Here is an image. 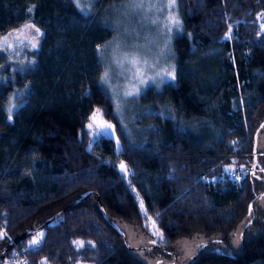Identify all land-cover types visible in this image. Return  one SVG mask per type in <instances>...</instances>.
<instances>
[{"label": "trees", "instance_id": "1", "mask_svg": "<svg viewBox=\"0 0 264 264\" xmlns=\"http://www.w3.org/2000/svg\"><path fill=\"white\" fill-rule=\"evenodd\" d=\"M93 1L0 0V36L42 33L23 65L1 70L0 54V264H145L120 223H151L163 250L195 234L227 245L243 224L237 253L188 264H264V0H176L175 79L127 118L102 82L104 11L122 0ZM94 110L114 137L91 135Z\"/></svg>", "mask_w": 264, "mask_h": 264}, {"label": "rangeland", "instance_id": "2", "mask_svg": "<svg viewBox=\"0 0 264 264\" xmlns=\"http://www.w3.org/2000/svg\"><path fill=\"white\" fill-rule=\"evenodd\" d=\"M93 2V0H79V6L84 11H89ZM144 3L146 7L143 9H131L127 6L128 0H122L104 11V17L115 29V33L101 49L104 74L108 72L107 80L105 81L102 78V82L116 107L115 112L119 109L117 112H120L126 118L130 115V101L148 86L161 85L172 80L165 75V72L174 70L170 45L172 35L179 29L180 23L178 26L172 24L169 17L178 18L176 0L173 7H169L172 0H144ZM26 24L0 36V39L10 32L15 34V32L23 29ZM25 35L28 39H24L23 43L13 40L12 48L0 49V54L5 57L1 70L8 64L23 65L26 58L25 53L38 47L42 35L41 31L37 34L34 29H29ZM33 36H35V48L29 42ZM117 45H119L118 49H116ZM114 49H116L115 55L113 53ZM125 56L128 57L127 60L124 59ZM133 57H136L140 63L135 66L132 65L129 61ZM117 60L120 63H117ZM145 60L147 64L144 63ZM128 91H133L134 94L126 96L125 93ZM20 96H22L20 91H16L11 96L8 104L9 111L14 110V102ZM17 104L19 105V102ZM9 111L7 113L11 119L15 110L13 112ZM94 113L97 115V121L95 122L91 119ZM90 124L91 127H89ZM104 125L105 122L102 120L100 113L94 110L86 127L93 137L101 134L114 137L112 128H107ZM261 203L264 206V200H261ZM120 227L126 236L128 246L136 249L132 251L133 255L145 264H188L193 256L203 248L206 252L217 255L230 252L237 253L245 230L243 224L234 229L228 235L227 245L222 241L225 238L224 234H195L181 237L170 247L163 250L154 248L153 238H156L157 232L151 223L145 230L123 223H120ZM213 242L217 244L207 247ZM151 247L152 249H150Z\"/></svg>", "mask_w": 264, "mask_h": 264}, {"label": "snow or ice", "instance_id": "3", "mask_svg": "<svg viewBox=\"0 0 264 264\" xmlns=\"http://www.w3.org/2000/svg\"><path fill=\"white\" fill-rule=\"evenodd\" d=\"M75 2L77 3V6L79 7V0H75ZM174 4H175V0H172V4H170L169 7H173ZM127 6L130 7L131 9H143L144 7H146V4L144 3V0H128ZM29 11H31V9H29ZM169 21L172 24L177 25V26L180 23L179 19L177 17H174V16H170L169 17ZM29 29H34L35 33H37V34H39V32H40L39 28H36L35 25H33V24H26L23 29L15 32V34H13V33L10 32L7 35L3 36L2 39H0V49H3L5 47L6 48H12V46H13L12 41L13 40H15L16 42H19V43H23L24 39H28V37L25 35V33ZM34 41H35V36H33L31 38V40L29 41L32 44V47L33 48L36 47V43ZM118 48H119V45L116 46V49H118ZM116 49L113 50L114 55H115ZM124 59L127 60L128 57L125 56ZM116 62L117 63H120L119 60H117ZM129 62L132 65H134V66L140 63V61L136 57L131 58V60ZM144 63L147 64V61L145 60ZM165 75H167L171 79H175L174 70L173 71H170V72L166 71L165 72ZM107 78H108V72H105L103 79L106 81ZM133 94H134L133 91H128L127 93H125L126 96H132ZM117 110L119 111V109H117ZM97 111H99V110H97ZM91 119L94 122L97 121V115L94 113L92 115ZM104 126L107 127V128H111L112 127L111 124H106V123H105ZM89 127H91V124L89 125ZM120 168L125 173L127 172V169H126L125 165L121 164L120 165ZM140 206H141V208L144 207V205H143L142 202H141V205ZM42 236H43V233H38L37 234V238L36 239H33L31 241V244L32 245H39V243H40V237H42ZM74 244L77 245V247H82L83 246V242L82 241H74Z\"/></svg>", "mask_w": 264, "mask_h": 264}, {"label": "water", "instance_id": "4", "mask_svg": "<svg viewBox=\"0 0 264 264\" xmlns=\"http://www.w3.org/2000/svg\"><path fill=\"white\" fill-rule=\"evenodd\" d=\"M102 209V208H101ZM102 211H103V209H102ZM103 213H104V211H103ZM106 217V216H105ZM107 219V218H106ZM111 223V225L116 229V230H118V228H117V226L114 224V223H112V222H110Z\"/></svg>", "mask_w": 264, "mask_h": 264}, {"label": "built area", "instance_id": "5", "mask_svg": "<svg viewBox=\"0 0 264 264\" xmlns=\"http://www.w3.org/2000/svg\"><path fill=\"white\" fill-rule=\"evenodd\" d=\"M21 263H23V261H21ZM12 264H19V263H16V262H15V263H12Z\"/></svg>", "mask_w": 264, "mask_h": 264}]
</instances>
